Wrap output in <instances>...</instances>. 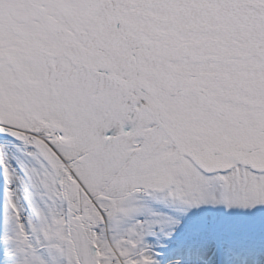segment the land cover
Masks as SVG:
<instances>
[{
	"label": "snow or ice",
	"instance_id": "6c2138e0",
	"mask_svg": "<svg viewBox=\"0 0 264 264\" xmlns=\"http://www.w3.org/2000/svg\"><path fill=\"white\" fill-rule=\"evenodd\" d=\"M0 188L6 264H264V0H0Z\"/></svg>",
	"mask_w": 264,
	"mask_h": 264
},
{
	"label": "rangeland",
	"instance_id": "374dc122",
	"mask_svg": "<svg viewBox=\"0 0 264 264\" xmlns=\"http://www.w3.org/2000/svg\"><path fill=\"white\" fill-rule=\"evenodd\" d=\"M8 141L11 142L12 138H8ZM23 195H27L26 193H23V189H21ZM33 204H40L38 197H30L29 198ZM25 208L28 209L26 212V219H33V215L31 213L30 208L28 207V204H25ZM5 229H4V200H3V190L0 188V237L4 235ZM0 264H6L5 259V248L2 243H0Z\"/></svg>",
	"mask_w": 264,
	"mask_h": 264
}]
</instances>
